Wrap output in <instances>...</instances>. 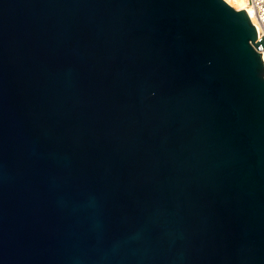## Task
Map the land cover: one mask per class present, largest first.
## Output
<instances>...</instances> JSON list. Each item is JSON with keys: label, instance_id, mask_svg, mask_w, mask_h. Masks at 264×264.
<instances>
[{"label": "water", "instance_id": "water-1", "mask_svg": "<svg viewBox=\"0 0 264 264\" xmlns=\"http://www.w3.org/2000/svg\"><path fill=\"white\" fill-rule=\"evenodd\" d=\"M260 45L225 0H0V264H264Z\"/></svg>", "mask_w": 264, "mask_h": 264}, {"label": "built area", "instance_id": "built-area-1", "mask_svg": "<svg viewBox=\"0 0 264 264\" xmlns=\"http://www.w3.org/2000/svg\"><path fill=\"white\" fill-rule=\"evenodd\" d=\"M248 8L250 10L253 24L256 27L258 41L264 36V0H246ZM259 52L262 53V59L264 62V49L259 46Z\"/></svg>", "mask_w": 264, "mask_h": 264}, {"label": "bare ground", "instance_id": "bare-ground-1", "mask_svg": "<svg viewBox=\"0 0 264 264\" xmlns=\"http://www.w3.org/2000/svg\"><path fill=\"white\" fill-rule=\"evenodd\" d=\"M225 1L237 9H245L249 14V16L251 17L250 10L248 8L246 0H225Z\"/></svg>", "mask_w": 264, "mask_h": 264}]
</instances>
